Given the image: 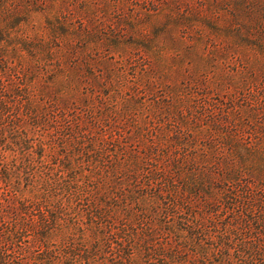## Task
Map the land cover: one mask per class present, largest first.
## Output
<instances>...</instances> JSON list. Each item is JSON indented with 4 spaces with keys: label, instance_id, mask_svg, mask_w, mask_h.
Instances as JSON below:
<instances>
[{
    "label": "rangeland",
    "instance_id": "rangeland-1",
    "mask_svg": "<svg viewBox=\"0 0 264 264\" xmlns=\"http://www.w3.org/2000/svg\"><path fill=\"white\" fill-rule=\"evenodd\" d=\"M0 264H264V0H0Z\"/></svg>",
    "mask_w": 264,
    "mask_h": 264
},
{
    "label": "trees",
    "instance_id": "trees-1",
    "mask_svg": "<svg viewBox=\"0 0 264 264\" xmlns=\"http://www.w3.org/2000/svg\"><path fill=\"white\" fill-rule=\"evenodd\" d=\"M2 175L4 178H7L9 176L8 172L6 170H3Z\"/></svg>",
    "mask_w": 264,
    "mask_h": 264
}]
</instances>
